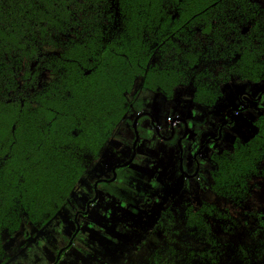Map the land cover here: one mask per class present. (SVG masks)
Masks as SVG:
<instances>
[{
  "label": "trees",
  "instance_id": "16d2710c",
  "mask_svg": "<svg viewBox=\"0 0 264 264\" xmlns=\"http://www.w3.org/2000/svg\"><path fill=\"white\" fill-rule=\"evenodd\" d=\"M237 81H264L256 0H0V264L7 239L57 215L140 90L209 108ZM252 126L211 155L215 200L238 204L264 176V115ZM237 227L248 242L221 240ZM143 236L138 264H264V216L217 201L170 199Z\"/></svg>",
  "mask_w": 264,
  "mask_h": 264
},
{
  "label": "crops",
  "instance_id": "0c3cea01",
  "mask_svg": "<svg viewBox=\"0 0 264 264\" xmlns=\"http://www.w3.org/2000/svg\"><path fill=\"white\" fill-rule=\"evenodd\" d=\"M226 86L228 85L223 86L222 89L223 100L211 108H206L192 103L190 100L183 99L182 90L180 88L175 90L174 96L171 100H167L159 93H154L144 89L140 90L131 105V109L114 130L112 140L107 145L108 147L102 152L103 155L104 151L111 148L116 158L109 165V162H107L103 166L97 165V161L83 177L86 178L89 173L92 174L94 172V177H98L99 175L107 177L108 174L109 178L107 179L110 180V182L103 183V185H101L102 183L98 184L97 201L90 207L88 212L89 215L85 218L96 221L98 216L95 211V205H103L105 208L109 206V208H112L110 205H106L107 202H105L104 199H108L107 193H109L111 197H116L117 195L112 193L110 188L119 187L124 192L135 194L133 196H128L126 193L122 194L119 192L118 195H121L122 202H119V205H117L114 209L117 210L120 217H126V219L128 218V225L129 223L133 224L137 222V219L133 217L137 212V188L135 185L137 184V178L139 179L140 176L142 177V181L147 182L149 186L154 185L157 192L153 195L150 193L143 195V197H146L147 202H140L138 203L139 206H144L143 204H145L147 207L152 203V199H156V204L158 206L157 209L161 212L165 202L170 199L178 198L182 201H192L194 206L198 207L200 204L199 195L201 190L204 189L200 183L201 177L206 175L207 169H210L212 166L210 164L209 157L213 151H219L222 149L224 142L230 139V136L226 131H218V128L223 121V116L226 115L223 113V109L226 107V103H224L226 101ZM231 101H233L232 98L228 100L227 105L229 107L232 103ZM221 105H225V107L221 108ZM139 115L141 117L137 119L136 124L138 127L137 131L139 138L135 147V155L129 165L119 168V171H116L117 169L115 170L116 174L113 178L111 176L112 173H110V171L116 166L115 165L111 168L113 163H118V165L123 164L128 161L131 156L132 145L135 139L131 124L133 125L134 120ZM179 120L183 121L184 125H186L184 128L186 129L185 133H187L185 139L182 141L184 160L181 167L183 171L180 170L181 163L178 161L179 149L177 148L179 146L178 143L181 140L178 137L182 134L181 128L183 125H175V121ZM152 124L157 127V131L153 130ZM169 124L173 127L175 125V129L177 131H175L176 135L174 138H169V140H167L165 137L169 132L167 129V125ZM237 136H240L241 138L243 137L240 133H238ZM243 140L246 141V139ZM203 144H205L203 151H198L199 147ZM193 150L194 152L191 154ZM195 156H197V160L193 159ZM147 176H150L149 180L146 179ZM83 178L81 180H83ZM98 178L94 182L99 180ZM145 193H148V191H145ZM70 196L73 195L71 194ZM80 201L87 203L89 201V196L87 197L85 195H78L75 193L74 199L69 197L61 209L63 212H66L68 207H72L76 211V207H78V203ZM126 204L131 207L128 209L125 207ZM100 217H107L106 211L101 213ZM54 218L50 222L53 223ZM156 219H154V221ZM50 222L42 230H40V232L32 229L29 231L23 230L22 232L23 234L28 233L31 238L37 235V238L33 240L34 242H38V239L45 235V247L40 246L41 250H52L51 244L54 241V233L56 230L49 229V226H51ZM54 223L55 227H59L58 221H55ZM148 225L150 224L147 223V225H142V232L145 231ZM62 228L65 230L68 229L64 227V224H62ZM115 229L119 235H123V237L127 239V246L131 247L130 252L132 254L128 255L126 259L135 255L136 252L134 251L137 250L139 243L144 240L143 233V239L140 238L137 243L136 233H134L135 228L129 229L128 226L124 224L123 229L119 228V226ZM105 231L107 230L101 228L100 232L103 234ZM84 234L85 231L83 232V230H81L79 236L83 237ZM58 249H56V251ZM83 250L85 249L80 244L79 247L75 245L64 253L59 264H88L84 259V255L81 254V251ZM86 250L88 249L86 248ZM113 260L114 258L112 257L99 255L98 260L96 259L89 264H109L110 262H113Z\"/></svg>",
  "mask_w": 264,
  "mask_h": 264
},
{
  "label": "rangeland",
  "instance_id": "374dc122",
  "mask_svg": "<svg viewBox=\"0 0 264 264\" xmlns=\"http://www.w3.org/2000/svg\"><path fill=\"white\" fill-rule=\"evenodd\" d=\"M256 1L259 5L261 6L264 5V0H256ZM225 91H226V101L224 103H226V107L225 105H221V108L225 107L223 109V113L225 114L229 107L227 103L228 100L231 98V96L235 98L239 95V92L241 91L243 93H248L251 96L250 100L243 98V102H239L240 103L239 105H237L236 100L235 103L231 101L232 104H234L233 107H235L232 108V110L239 108H241V110H238L237 112L234 113L229 112L227 117L223 116L224 121L225 120L229 121L228 117H230L233 120L232 123L228 125L230 126L228 131H226L227 134L230 136V139L225 141L224 144L222 145L223 148H228L231 144L230 141H232V139H234L238 133H240L241 136H243L242 138L246 140L252 136L254 130L251 126V121L253 120V118L256 117V115L264 114V83H260L256 85H252L247 82L233 83L226 86ZM244 102L248 103L247 107L245 106ZM131 128H132V124H131ZM107 147L108 146H106L105 148ZM223 148L220 150L222 151ZM194 150L191 152V154H193ZM100 158L97 162V165L103 166L107 162H109L108 163L109 165L116 158V156H114L112 149L109 148L106 151H104L102 157ZM115 165H118V163H113L111 168ZM119 170L120 169H117L116 171ZM110 173H112V170L110 171ZM94 176H95L94 172L92 174L89 173L86 178L80 180L75 186L73 193H71L73 195L70 196L71 199H74L75 193H77L78 195H85L87 197L89 196V199L92 198V187L93 184L95 183L94 181L98 177L99 180H102L105 183H108V181H110L109 179H107L109 178L108 174L107 177L102 175H99L98 177H94ZM146 179L149 180L150 176H147ZM135 187L137 188V193H136L137 212L134 214L133 217L137 219V222L133 224L129 223L130 226L127 224L128 218L126 219V217L125 218L120 217V215H118L117 210L114 208H116L117 205H119L118 204L119 202H122L121 195L120 196L118 195L119 192L122 194L126 193L128 196H133L135 193L124 192L119 187L110 188L112 193H115L117 195L116 197H111L109 193H107L108 199L107 198L104 199L105 202H107L106 205L108 204L112 208H109V206L105 208L103 205L94 206L98 216V218L96 217L97 218L96 221H92L91 219L85 217L81 218L78 215L77 221L80 223L79 231L81 232V230H83V232L85 231V234L83 235V237L79 236V239L77 240L78 241L77 247H79L80 244L85 249L81 251L82 252L81 254L84 255V259L85 261H87L88 264L92 261H95L96 259L98 260L99 255H106L114 258L113 262H110L109 264H120V263L123 264L125 262L126 257L132 254L130 252L131 247L127 246L128 243L126 241L127 239L124 238L123 235H119V233L115 231L116 230L115 228L119 226V228L123 229L124 224L128 226L129 229L135 228L134 233H136L137 243H138L140 238L143 239L142 236L143 232L141 229L142 225H147V223L151 224V221H154V219L159 217L160 212L157 209L158 206L156 204V199H152V203L147 207L145 206V204H143L144 206L138 205V203L140 202H147L146 197H143V195H147L149 193L153 195L154 193L157 192L156 188H154V185L149 186L147 182L142 181V177L140 176L139 179L137 178V184L135 185ZM145 191H148V193H145ZM202 192L203 189L201 190V193L199 195L200 198L199 203L202 199ZM205 198L208 201H215V203L217 201L218 207L225 212H230L231 210L232 214L256 213L264 216V176L256 178L254 180V182L252 183V190L248 198L239 202L238 204L229 203L225 199H221V198H216L215 200V197H213L211 194H206V193H205ZM82 201L78 203L79 208L76 207L77 208L76 211H80V212L83 211L82 209L84 207V204L86 205V202L83 203ZM125 207L129 209L131 206L126 204ZM61 210L62 209H60V211ZM60 211L54 218V222L55 221L59 222V227H55L54 222L53 223L50 222L51 226H49V229L56 230V232L54 233V241L51 244L52 250L44 251L45 250L44 248H43L44 250H41L40 246L45 247V243H44L45 235L41 236L38 239V242H34L33 240L37 238V235L31 238L28 237L29 236L28 234L26 233L23 234L22 232H20L18 233L17 236L7 239L5 241L4 247L10 255V260L8 261L7 264H53L56 249L65 246L68 239L70 238L71 234L74 231L73 217L76 212L75 209H73L72 207H68L67 211L65 210L66 212H63V210L61 212ZM104 211H106L107 217L101 218L100 214L103 213ZM85 215L87 216L88 212ZM242 221H246L247 225L250 222L253 223L255 222L249 216H246L245 219ZM62 224H64V227L68 229L67 230L63 229ZM101 228H104L107 231H105L102 234L100 232ZM221 240L227 242L232 246H237L244 242H248L245 239L244 229L242 227H237L236 229L229 228V230H223L221 235ZM143 244L144 243L137 246V253L129 257V259L126 260L127 261L126 264H128V260H129V264H136V263L138 264L144 259L147 251L145 250L146 248L145 249L140 248L142 247ZM86 248L88 250H86Z\"/></svg>",
  "mask_w": 264,
  "mask_h": 264
},
{
  "label": "flooded vegetation",
  "instance_id": "af4514ba",
  "mask_svg": "<svg viewBox=\"0 0 264 264\" xmlns=\"http://www.w3.org/2000/svg\"><path fill=\"white\" fill-rule=\"evenodd\" d=\"M248 27H245V28H243V30H242V32L243 33H245V32H247L248 31ZM245 30V31H244ZM242 82H247V83H250V84H252V85H256V84H260V83H264V81H262V82H259V83H252V82H249V81H242ZM234 83H240V81L238 82H234ZM230 84H233V83H227V84H224V85H222L221 86V92H222V94H223V86H225V85H230ZM174 96V95H173ZM231 98H232V100H233V102L235 103V100H236V103H237V105H239L240 103L239 102H243V98H246L247 100H250L251 99V96H250V94H248V93H243L242 91L241 92H239V95L237 96V97H235V98H233V96H231ZM184 99V98H183ZM220 102V101H219ZM245 103V102H244ZM248 103H245V106L247 107L248 105H247ZM216 105V104H215ZM232 105V106H231ZM231 105H230V107H228V109H227V112H226V117L228 116V114H229V112H232V113H234V112H237L238 110H241V108H239V109H233L232 110V108H235V107H233V105L234 104H232L231 103ZM204 107V106H203ZM206 108H208V107H206ZM209 108H211V107H209ZM243 108V107H242ZM261 115H264V114H261ZM257 116H260V115H256V117ZM255 117V118H256ZM229 118V121H227V120H223L222 121V123L220 124V126H219V128H218V131H228V129H229V127L230 126H228L229 124H231L232 123V119L230 118V117H228ZM255 118H253V120L251 121V126H252V122L254 121V119ZM183 125L182 126V128H181V131H182V134L178 137V138H180L181 140H180V142L178 143V149H179V157H178V161H180V163H181V165L180 166H182V164H183V160H184V150H183V147H182V141L185 139V137H186V135H187V133H185V131H186V129L184 128V126H186V125H184V123H183V121H175V125ZM153 125V126H152ZM151 126L153 127V130L154 131H157V130H155L157 127H155L154 126V124H152ZM175 125H174V127L172 126V125H167V129H168V135H166V139L167 140H169V138L170 139H172V138H174L175 137V135H176V133H175V131H177L176 129H175ZM172 126V127H171ZM227 128V129H226ZM252 128H253V126H252ZM253 130H254V128H253ZM187 131H188V129H187ZM254 133V132H253ZM235 137H238V136H235ZM240 137V136H239ZM241 138V137H240ZM235 139V138H234ZM233 139V140H234ZM233 140H232V142H233ZM248 140V139H247ZM246 140V141H247ZM232 142H231V144H232ZM231 144H230V146H231ZM230 146H229V148H230ZM204 147H205V144H203L201 147H199V149H198V151H203V149H204ZM229 148H223V150H225V149H229ZM221 151V150H220ZM220 151H213L212 152V154L213 153H219ZM211 154V155H212ZM211 155H210V157H209V160H210V164L212 165L211 166V168L210 169H207V174L206 175H204L203 177H201V181H200V183H201V186L204 188L203 189V193H202V199H201V201H200V204H199V206L198 207H195L194 206V204L192 203V201H182V200H179L178 198H176V199H178V201H180L181 203H189V204H192L193 205V207L196 209V208H199L200 207V205H201V202L204 200V199H206L205 198V193L206 194H210V191H209V182H208V174H209V172L211 171V170H213L214 169V165H213V162L211 161ZM194 160H197V156H195V158H193ZM92 189H93V187H92ZM93 191V190H92ZM93 196H94V192H93V195H92V198H90L89 200H91V199H93ZM96 201H97V199H96ZM95 201V202H96ZM94 202V203H95ZM93 203V204H94ZM92 204V205H93ZM91 205V206H92ZM90 206V207H91ZM90 209V208H89ZM85 211V210H84ZM84 211H82V212H84ZM78 212V211H77ZM80 212V211H79ZM89 212V211H88ZM78 218V217H77ZM73 219H74V217H73ZM73 223V222H72ZM79 223V222H78ZM79 225H80V223H79ZM73 226H74V230H75V225H74V223H73ZM43 229V228H42ZM41 229V230H42ZM80 230V229H79ZM38 231V230H37ZM40 231V230H39ZM38 231V232H39ZM74 232V231H73ZM80 232V231H79ZM79 232L77 233V235L75 236V238H74V240L79 236ZM20 233V232H19ZM23 233V232H22ZM26 234H28V233H26ZM73 234V233H72ZM71 234V235H72ZM18 235V234H17ZM16 235V236H17ZM29 237V236H28ZM71 237V236H70ZM70 239V238H69ZM69 239H68V241H69ZM74 240H73V242H72V244L74 243ZM68 241H67V243H68ZM66 243V244H67ZM142 243H144L145 244V242H144V240H143V242H141L139 245H141ZM5 244V243H4ZM143 244V245H144ZM72 246V245H71ZM64 247V246H63ZM71 248V247H70ZM69 248V249H70ZM141 249H142V247H140ZM145 249V248H144ZM59 250V249H58ZM58 250L55 252V256H56V253L58 252ZM68 250V249H67ZM66 250V251H67ZM147 252H148V249L146 248L145 249ZM7 251V250H6ZM8 252V251H7ZM65 252V251H64ZM147 252H146V254H147ZM136 253H137V250H136ZM62 255V254H61ZM54 259H55V257H54ZM129 259V258H128ZM60 260H61V257H60ZM60 260H59V262H60ZM54 262V261H53ZM59 262L57 263V264H59ZM128 262H129V260H128Z\"/></svg>",
  "mask_w": 264,
  "mask_h": 264
},
{
  "label": "water",
  "instance_id": "95a60500",
  "mask_svg": "<svg viewBox=\"0 0 264 264\" xmlns=\"http://www.w3.org/2000/svg\"><path fill=\"white\" fill-rule=\"evenodd\" d=\"M244 31H245V30H244ZM144 116H149V115H144ZM139 117H141V116L139 115L138 117H136V119L134 120V123H133V125H132L135 139H134V142H133V145H132L131 156H130V158H129L128 161H126V162L123 163V164L116 165V166L112 169V174H113L112 176H113V178L115 177V174H116V173H115V172H116L115 170H116V169H119V168H121V167H124V166L129 165V163L132 161V159H133V157H134V155H135V147H136V144H137V141H138V138H139L138 131H137V125H136V124H137V119H138ZM171 127H172V126H171ZM155 130H157V129H155ZM180 170L183 171L181 166H180ZM108 182H110V181H108ZM100 183H105V182L102 181V180H98V181H96V182L93 184V192H94V196H93V199L89 200V201L86 203V205H85V211H84V212H79V211H78V212L75 213V215H74V225H75V230H74L73 234L71 235V237H70L68 243H67L64 247L60 248V249L58 250V252L56 253V256H55V259H54L53 264H57V263L59 262V260H60L61 254H62L64 251H66L67 249H69V248L71 247L72 242H73L75 236L77 235V233L79 232V229H80V225H79V223H78V221H77V217H78V215H80V214H84V215H85V214L89 211L90 206L96 201L97 196H98L97 186H98V184H100Z\"/></svg>",
  "mask_w": 264,
  "mask_h": 264
}]
</instances>
